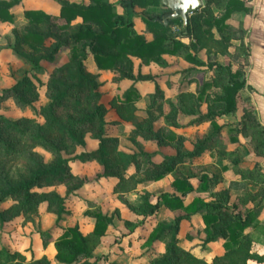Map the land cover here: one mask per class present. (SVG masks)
I'll use <instances>...</instances> for the list:
<instances>
[{"label":"rangeland","instance_id":"374dc122","mask_svg":"<svg viewBox=\"0 0 264 264\" xmlns=\"http://www.w3.org/2000/svg\"><path fill=\"white\" fill-rule=\"evenodd\" d=\"M65 1L82 6L109 3L117 16L125 15L121 0ZM138 1L136 6L128 7L136 36L148 41L161 35L166 41L151 47L150 52L136 54L111 48L120 56L115 64L103 69L98 68L88 48L85 56H73L72 45L63 44L85 26L100 29L90 15L72 16L66 27H59L57 37L46 40L37 52L22 41L20 30L24 22L20 13L24 9H41L58 15V0H22L19 8L12 9L11 21H0V140L10 143L8 151L0 145V251L15 253L14 263L150 264L165 254L173 238L181 249L207 263L225 252L222 238L204 241L202 211L174 210L161 198H177L184 204L192 199L203 201L232 178L230 173H225L224 178L220 174L218 184L212 185L210 181L208 188L199 179L203 174L219 175L220 158L214 157V153L233 147L229 136L240 123L237 116L225 115L215 119L222 125L216 131L209 120L198 122V114L213 109L197 98L203 82L212 76L207 64L228 54L226 49L212 44L205 51L199 50L194 27L188 29L196 18L188 23L185 32L180 19L172 22L167 31L153 29L141 15L147 18L161 13V0L156 5ZM58 25L56 22L55 26ZM48 27L41 29L54 30L52 24ZM174 40L182 41L185 47L164 52L171 50ZM86 43L81 42L78 47L84 48ZM31 59L38 60V64ZM78 63L91 76L89 82L73 96L67 95L55 104L57 97L78 84ZM18 83L23 85L12 91ZM130 88L138 96L124 103V94ZM214 91L209 90L211 95ZM98 104L107 124L108 142L104 148L108 169L95 161L76 159L69 162L74 177L42 182L31 188V202L24 203L21 195L7 196L8 188L28 179L39 165L56 161L54 153L69 159L99 147L98 125L80 122ZM180 109L196 115L187 116ZM9 123L18 127L8 126ZM68 130L79 138V143L70 138ZM215 133L214 147L198 152L197 145ZM37 136L54 142L55 148L34 139ZM174 159L175 169L192 186L184 195L171 186L173 173L153 179ZM250 189L251 194L255 193L254 203L264 199L262 185ZM243 196L240 205L245 215ZM258 210L260 220L264 221V206ZM96 214L107 219L100 235L92 234ZM178 216L183 218L176 232L173 229L157 238L160 227L174 225ZM69 228H76L85 237V253L75 260L59 256L56 251L60 236ZM250 231L246 232L252 240L250 251L264 252L263 240L257 238L264 229L255 227ZM246 264L256 262L247 260Z\"/></svg>","mask_w":264,"mask_h":264},{"label":"trees","instance_id":"16d2710c","mask_svg":"<svg viewBox=\"0 0 264 264\" xmlns=\"http://www.w3.org/2000/svg\"><path fill=\"white\" fill-rule=\"evenodd\" d=\"M61 7L58 15L46 13L41 9H24L20 14L23 18L22 30H20L22 41L29 44L33 47V50L37 52L42 44L49 38L55 39L57 33L61 30L59 27H66L68 20L75 14H80L83 18H86V15H90L92 20L99 26V30L96 31L92 29L89 25L85 26L83 30L78 31L72 37H69L64 41L63 44H71L72 48L70 54L73 56L82 55L85 56L86 48H88L93 54L94 60L98 68L103 69L115 64V61L120 56V52L114 53V48H120L123 51L130 52L132 54L150 52L151 47L158 45L159 43L165 42L166 39L163 36H155L151 40H144L140 35L135 34V28L128 14V7L136 6V0H121L119 3L124 7L125 15L117 16L109 3H99L93 6H82L81 4L69 2L65 0H58ZM139 3H153L158 4L159 0H139ZM231 0H203L202 7L195 11L191 17H189L188 23L191 22L193 18H196V21H193V25L188 29L195 31V37L197 39L199 50L209 45L215 46L217 40L213 36V30L217 29L222 31L223 28L227 27L224 22V18L227 17L231 11ZM162 7V12L155 16L141 15L143 21L150 25L153 29L160 28L162 30H168L172 22H176L178 19L169 20L168 25H162L158 22H152L154 18L162 19L163 15L170 13V10L159 3ZM22 5V0H0V21L7 22L11 21L14 17L12 9L19 8ZM214 8L218 10V15H214ZM223 9V11H222ZM221 15L219 16V13ZM139 14V13H138ZM56 22H58V27H56ZM54 27L52 32L42 31L43 27H48V25ZM196 27V28H195ZM42 28V29H41ZM134 37V38H133ZM81 42H87L84 48L78 47L81 45ZM58 43L56 47L59 45ZM185 43L182 41H173V47L164 52L170 51H179L185 47ZM111 48L113 49L112 51ZM50 58V57H47ZM33 63L38 64V60L31 59ZM207 66L211 71V79L205 80L198 91V99L205 105L212 106L213 109H210L206 114H198V122L201 120H209L212 124V127L217 130L221 128V125H218L215 122V119H220L222 116H232L235 114L236 109L238 108L237 96L238 92L244 87V81L241 79V72L239 70L233 71L229 64L221 65L216 62L208 63ZM78 84L71 87L69 91L62 93V97H57L55 104L59 102L61 98L73 96L76 92L82 89L83 85L89 82L91 76L88 73H85L81 63H78L76 67ZM213 72V73H212ZM23 85V83H18L17 86L13 87L11 90L16 92L15 89L18 86ZM214 88L215 91L211 95L209 90ZM218 90V91H217ZM94 95V94H93ZM98 97L97 94H95ZM138 95L130 88L124 94V103H129L133 98ZM207 102V103H206ZM247 100L243 101V106L246 108L242 116V120L235 129V132L229 136V141L235 144L233 150L229 151L225 148L220 149L219 152L214 153L217 157L219 155L220 163L221 160H226L231 164L237 165L241 162L243 156L246 152V147L244 144L239 142L237 138V132L246 133V126H249L251 129H254L255 139H260V131L256 130L258 126L255 124V118L251 113V107L246 104ZM179 111L183 112L187 116H195L196 114L193 111H185L180 109ZM200 116V117H199ZM76 122V121H73ZM80 122L83 125H98L96 132L97 138L100 140V145L97 149L80 153L69 159H64L61 157V154H55L57 158L56 161L51 162L50 164H42L33 171L30 177L16 186L8 188L6 195L11 196H22V201L24 203H29L32 200L33 193L30 191L31 188L40 186L42 182L46 181H64L74 177L69 170V162L79 159L80 161H95L101 166L108 169V161L105 158L107 151L104 148V144L108 142L106 137V127L107 124L104 121L102 106L98 104L91 113L81 117ZM1 125V124H0ZM8 126L18 127V125L9 123ZM90 131V130H89ZM70 138L79 143V138L73 137L72 131H67ZM216 133L209 135L203 141L197 145L198 152L202 153L205 150L211 149L214 147ZM34 139L41 140L51 148H55V143L49 141L43 137L39 136ZM216 141V140H215ZM0 145L3 146L5 151L10 150V143L5 140H0ZM151 158L153 155H149ZM148 156V157H149ZM147 161H150L148 158ZM176 160L174 159L170 165L165 167L160 173H158L153 179L157 180L168 173H173L174 179L171 182V186L177 191H180L181 194H186L192 189L190 183L187 182L185 176H182L180 172H177L175 169ZM222 170L226 169V166L223 165L220 167ZM106 172V171H105ZM243 178V183L241 185H236L240 190L244 191L245 201L247 199L255 200L254 194L249 192L250 187L255 188L259 185H262L264 189V179L261 178L262 174L260 169L255 167L253 170L244 171L241 173ZM220 176L216 173L213 176H208L203 174L199 177L200 180L204 181L207 184L210 181L212 185H217V178ZM250 187H249V186ZM210 197L206 200L192 199L188 203L184 204L183 201L177 198H168L165 195L162 196V201L170 207L171 209L184 208L186 210H196L202 211L201 219L203 221L204 227L202 232L204 234V241L210 242L222 238L224 240V254L220 257L214 258L211 263H207L204 260L190 254L188 251L181 249L177 245V240L173 238L166 252L161 257L153 260L150 264H246L247 260H254L256 264H264V252L262 253H253L250 251V244L252 242L249 233H246L245 230L250 226L255 218V212L247 210L245 215H242L241 210H239L238 203L233 202L229 203V189L225 187L218 188L213 193H210ZM240 200V198H239ZM242 200V199H241ZM264 199H261L263 201ZM198 205V206H197ZM200 205V206H199ZM152 211V208H150ZM182 216L176 218L174 225L170 226H161L158 230V236H165L168 232L174 229V233L177 230V226L182 219ZM188 218V216H185ZM107 221L102 215H95V224L92 231L94 235H100L104 228V223ZM174 237V236H173ZM84 240L79 231L76 228H69L63 232L59 238V242L56 245V251L59 256H69L71 260H75L77 256L85 253ZM77 246L79 248L75 249ZM16 254L2 253L0 251V264H17L14 263Z\"/></svg>","mask_w":264,"mask_h":264},{"label":"crops","instance_id":"0c3cea01","mask_svg":"<svg viewBox=\"0 0 264 264\" xmlns=\"http://www.w3.org/2000/svg\"><path fill=\"white\" fill-rule=\"evenodd\" d=\"M231 1V11L223 22L227 27L223 28L222 31H218L216 28L212 29L213 36L218 42L214 47L219 46L220 50L226 49L228 55L221 56L214 62L221 65L229 64L233 71L239 70L241 72L244 87L238 92V108L232 117L237 116L241 122L246 111V108H241V106L243 101L247 100L246 104L251 107L255 124L258 126L255 129L260 131V139L258 140L253 137L255 135L254 129L249 126H246V134L242 136L243 138L241 137L242 132H237L239 142L246 147L245 155L240 163L234 165L226 160H221V167L226 166L225 170L221 169V176L224 178L225 173H230L232 176L223 186L229 189L231 204L233 202L238 203L239 210H241L239 198L243 196V190L236 186L243 183L241 173L257 167L261 171V178L264 179V0ZM201 2L203 5L202 0ZM214 15H218L216 8H214ZM203 50L205 51L206 47ZM238 127L240 126L238 125ZM230 144L233 147L225 148L226 150H233L235 144L231 142ZM234 184L236 185L234 186ZM262 206H264V200L256 203L250 199L245 201L243 206L245 211L251 210L256 213L252 224L246 228L249 229L246 232L253 231L255 227L264 229V221L259 218L261 210H258ZM257 238L259 241L263 240L264 243V233H260Z\"/></svg>","mask_w":264,"mask_h":264},{"label":"water","instance_id":"95a60500","mask_svg":"<svg viewBox=\"0 0 264 264\" xmlns=\"http://www.w3.org/2000/svg\"><path fill=\"white\" fill-rule=\"evenodd\" d=\"M161 4L167 7L170 13L163 15L162 19L154 18L151 21L167 25L171 19H180L184 32L186 31L189 17L202 7L201 0H161Z\"/></svg>","mask_w":264,"mask_h":264}]
</instances>
